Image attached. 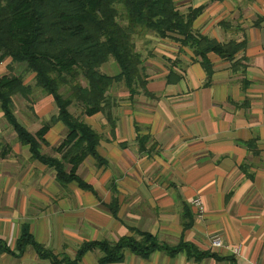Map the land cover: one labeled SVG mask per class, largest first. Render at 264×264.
Segmentation results:
<instances>
[{
  "label": "crops",
  "instance_id": "crops-1",
  "mask_svg": "<svg viewBox=\"0 0 264 264\" xmlns=\"http://www.w3.org/2000/svg\"><path fill=\"white\" fill-rule=\"evenodd\" d=\"M175 1L181 13L204 8L193 25L196 35L245 41L237 57L245 70L233 72L231 63L210 54L209 77L178 36L152 37L145 87L130 97L123 84H114L111 119L83 117L100 136L98 158L87 157L76 172L89 189L60 186L53 170L32 160L0 110V242L11 251L0 253V264H51L30 247L18 257L24 226L38 244L70 258L83 243H115L134 229L160 245L183 241L225 260L157 250L148 260L126 252L119 264H264V0ZM15 98L14 114L32 134L58 113L51 96L31 103ZM83 110L80 104L69 112ZM66 133L54 124L43 154L59 158L54 149ZM198 196L202 218L191 204ZM215 235L228 248L213 250ZM99 257L89 252L79 264H97Z\"/></svg>",
  "mask_w": 264,
  "mask_h": 264
},
{
  "label": "trees",
  "instance_id": "trees-1",
  "mask_svg": "<svg viewBox=\"0 0 264 264\" xmlns=\"http://www.w3.org/2000/svg\"><path fill=\"white\" fill-rule=\"evenodd\" d=\"M203 10L181 13L175 0H0V63L9 60L10 71L14 64L25 65L34 81L32 87L21 76H1L0 110L18 142L29 149L32 160L53 170L62 187L76 184L90 188L76 172L87 157L98 158L100 136L83 117L103 114L111 119L109 93L114 84H123L130 97L145 87L140 56L133 43L138 35L154 34L159 39L178 36L182 45L194 49L195 59H200L209 77L213 73L210 54L231 63L233 72L245 70L243 60L237 59L246 48L245 41L220 43L195 34L193 25ZM111 59L118 67L113 76L101 71ZM36 90L52 97L58 113L32 134L16 118L13 98L29 100ZM74 104L83 106L80 116L69 112ZM56 123L63 124L67 133L54 149L61 156L52 158L44 155L43 149L48 146L45 135ZM184 225L189 229L192 221ZM28 247L51 264H79L92 251L100 253L97 264L122 263L126 252L148 260L157 250L172 257L192 250L190 256L197 261L205 257L225 260L183 241L176 247L160 245L152 235L134 229L115 243H83L70 258L38 244L30 228L24 226L15 245L18 257ZM0 253L11 251L0 242Z\"/></svg>",
  "mask_w": 264,
  "mask_h": 264
},
{
  "label": "rangeland",
  "instance_id": "rangeland-1",
  "mask_svg": "<svg viewBox=\"0 0 264 264\" xmlns=\"http://www.w3.org/2000/svg\"><path fill=\"white\" fill-rule=\"evenodd\" d=\"M122 24H125V23H122ZM152 37H156V36L154 34L138 35L133 39V43L135 45L136 52H138V54L140 56V60H141L140 70H141L142 74H144L143 70L146 66L147 58L153 56V45L152 44L154 43V41H153V39H151ZM146 56H148V57H146ZM10 65L11 64H10L9 60H2V63H0V68H1L0 74L12 75V76H21L24 79V81L26 82V84H29L32 87H34L33 79L30 80V78L32 77V74L29 73V71L27 70L25 65L14 64L11 66L12 67L11 71L9 69ZM101 71H102V73L113 76V75L118 73V67H117V64L111 59V61L109 63H107L106 65H104L102 67ZM117 85H119V84H117ZM41 96H43V94H41V92L39 90H36L34 92V94L30 97L29 100H24L22 97L21 98L23 99L24 102L28 101L29 103H31L37 97L39 98ZM16 97L20 98V96H16ZM16 102H17L16 105L18 107H20V103H18V100ZM72 107L77 108V106H75V104H74V106L72 105L70 108H72Z\"/></svg>",
  "mask_w": 264,
  "mask_h": 264
},
{
  "label": "built area",
  "instance_id": "built-area-1",
  "mask_svg": "<svg viewBox=\"0 0 264 264\" xmlns=\"http://www.w3.org/2000/svg\"><path fill=\"white\" fill-rule=\"evenodd\" d=\"M192 206L196 209L197 216L202 218L205 214V205L201 197H196L191 201ZM210 245L213 250H219L223 248H228L225 245L224 240L220 235H215L210 238ZM234 255L239 256L241 249L239 247L231 248Z\"/></svg>",
  "mask_w": 264,
  "mask_h": 264
}]
</instances>
